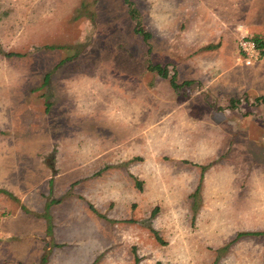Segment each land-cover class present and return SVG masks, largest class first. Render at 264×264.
Listing matches in <instances>:
<instances>
[{"label": "rangeland", "instance_id": "obj_1", "mask_svg": "<svg viewBox=\"0 0 264 264\" xmlns=\"http://www.w3.org/2000/svg\"><path fill=\"white\" fill-rule=\"evenodd\" d=\"M131 1L0 0V264H264V0Z\"/></svg>", "mask_w": 264, "mask_h": 264}, {"label": "trees", "instance_id": "obj_2", "mask_svg": "<svg viewBox=\"0 0 264 264\" xmlns=\"http://www.w3.org/2000/svg\"><path fill=\"white\" fill-rule=\"evenodd\" d=\"M126 2H128V6H129V10H130V14L132 15V17L137 20L136 26H135V31L141 35H143L144 39L148 40L151 37V33L149 31H147L145 29V27L142 25V22L140 20L139 14L137 9L133 6V2L131 0H126ZM256 41L262 51V58L264 57V39L261 37H257ZM5 55L7 56H20V53L17 52H7L5 53ZM149 69L152 71H156L158 74H160L161 76H163L164 78H169L170 82L172 84V86L174 87V89L176 90H180L181 88H183L184 86H188L191 85L193 83L192 80H185L183 82H180L178 80L177 77V73H174L173 75L170 74V69H169V65L166 66H162L161 64H152L151 62L149 63ZM49 77H47L48 80ZM256 103H264V97H257L256 99ZM136 185L140 186L141 182L136 180ZM91 208H93L91 206ZM151 231L155 234V236L157 238H159V234L158 232L151 228ZM137 262L139 261V258H136ZM157 264H161V263H157Z\"/></svg>", "mask_w": 264, "mask_h": 264}, {"label": "built area", "instance_id": "obj_3", "mask_svg": "<svg viewBox=\"0 0 264 264\" xmlns=\"http://www.w3.org/2000/svg\"><path fill=\"white\" fill-rule=\"evenodd\" d=\"M238 49L246 65H253L262 59V51L256 38L248 30L241 32L238 39Z\"/></svg>", "mask_w": 264, "mask_h": 264}, {"label": "crops", "instance_id": "obj_4", "mask_svg": "<svg viewBox=\"0 0 264 264\" xmlns=\"http://www.w3.org/2000/svg\"><path fill=\"white\" fill-rule=\"evenodd\" d=\"M237 45H238V44H237ZM238 52H239V51H238ZM239 54H240V53H239ZM263 58H264V57H263ZM263 58H262V59H263ZM262 59H261V60H262ZM261 60H260V61H261ZM253 65H254V64H253ZM250 66H251V65H250Z\"/></svg>", "mask_w": 264, "mask_h": 264}]
</instances>
